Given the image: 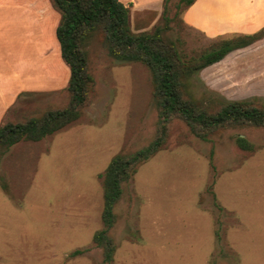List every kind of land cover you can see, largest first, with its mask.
<instances>
[{
	"label": "rangeland",
	"instance_id": "374dc122",
	"mask_svg": "<svg viewBox=\"0 0 264 264\" xmlns=\"http://www.w3.org/2000/svg\"><path fill=\"white\" fill-rule=\"evenodd\" d=\"M180 1L169 3L166 36L187 57L235 36L190 25ZM163 24V11L131 14L134 32ZM28 25L23 19L21 27L15 21L0 29L5 65L40 64L42 42L34 39L47 32ZM87 50L94 83L81 116L0 157V264L102 261L103 248L93 240L103 227L101 175L114 155L134 152L158 133L149 68L110 56L101 33L88 40ZM187 91L213 107L237 99L264 105V44L194 73ZM69 99L67 87L24 93L7 121L64 107ZM239 135L254 150L240 148ZM115 211L110 234L116 250L108 264H264V127H224L203 140L174 116L166 143L137 166Z\"/></svg>",
	"mask_w": 264,
	"mask_h": 264
},
{
	"label": "trees",
	"instance_id": "16d2710c",
	"mask_svg": "<svg viewBox=\"0 0 264 264\" xmlns=\"http://www.w3.org/2000/svg\"><path fill=\"white\" fill-rule=\"evenodd\" d=\"M61 13L56 35L64 61L70 67L67 105L50 109L24 121H7L0 125V157L16 143L39 141L54 134L81 116L90 98L94 77L89 67L87 43L101 33L108 53L115 59L145 64L154 84V97L159 113L158 133L146 146L130 153H117L102 173L104 182L103 227L94 235V242L103 248V259L96 264L113 260L116 244L111 228L117 220L115 207L124 194L125 183L137 166L156 154L166 143L169 123L174 116L182 118L191 132L203 140L224 127H264V105L250 99L225 100L219 107L196 100L188 91V80L196 72L223 60L229 53L252 45L264 37V28L244 35L221 39L216 45L195 57H187L167 37L172 17L169 3L164 0V24L154 31L134 32L131 28V9L120 0H52ZM196 0H181L184 9ZM183 4V5H182ZM237 144L244 150L255 145L239 135Z\"/></svg>",
	"mask_w": 264,
	"mask_h": 264
},
{
	"label": "crops",
	"instance_id": "0c3cea01",
	"mask_svg": "<svg viewBox=\"0 0 264 264\" xmlns=\"http://www.w3.org/2000/svg\"><path fill=\"white\" fill-rule=\"evenodd\" d=\"M130 6L131 14H161L164 0H120ZM8 4V6H7ZM13 12L12 17H5L6 10ZM0 29L16 21L28 22L30 29L45 31L42 42L40 64L5 65L0 61V125L7 122L11 110L24 93L54 92L68 86L70 67L64 61L56 29L61 20V13L52 0H0ZM186 21L193 26L206 30L209 34L231 33L229 36L255 33L264 28V0H196L184 13ZM13 19V20H12ZM7 20V21H6ZM18 21V23H17ZM231 30V32H230ZM40 33V31H39ZM47 34L49 36H47ZM264 44V37L252 45L241 49L257 47ZM225 57V58H226ZM4 57L0 56V60ZM8 67V68H7Z\"/></svg>",
	"mask_w": 264,
	"mask_h": 264
}]
</instances>
